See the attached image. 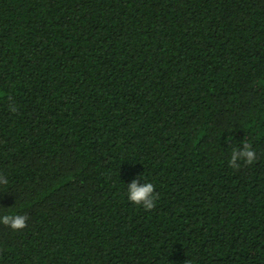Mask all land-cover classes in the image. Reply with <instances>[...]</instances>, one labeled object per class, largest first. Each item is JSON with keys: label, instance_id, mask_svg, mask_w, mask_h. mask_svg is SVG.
Wrapping results in <instances>:
<instances>
[{"label": "trees", "instance_id": "obj_1", "mask_svg": "<svg viewBox=\"0 0 264 264\" xmlns=\"http://www.w3.org/2000/svg\"><path fill=\"white\" fill-rule=\"evenodd\" d=\"M0 177V264H264V0H0Z\"/></svg>", "mask_w": 264, "mask_h": 264}, {"label": "clouds", "instance_id": "obj_2", "mask_svg": "<svg viewBox=\"0 0 264 264\" xmlns=\"http://www.w3.org/2000/svg\"><path fill=\"white\" fill-rule=\"evenodd\" d=\"M256 159V153L252 149L251 144L244 141L239 148H234L231 153L229 165L238 169L240 161L245 164H251ZM8 181L4 177H0V184L7 185ZM154 184L150 182L139 183L133 180L127 185V199L137 205H141L145 210H151L155 207ZM27 216L5 214L0 216V224L6 225L13 230H21L26 227Z\"/></svg>", "mask_w": 264, "mask_h": 264}]
</instances>
